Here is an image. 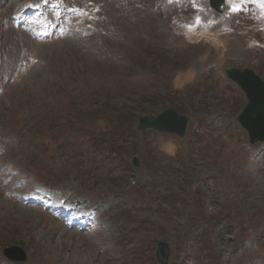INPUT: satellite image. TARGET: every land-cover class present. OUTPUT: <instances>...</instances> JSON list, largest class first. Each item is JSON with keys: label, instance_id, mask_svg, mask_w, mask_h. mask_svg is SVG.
Returning a JSON list of instances; mask_svg holds the SVG:
<instances>
[{"label": "rangeland", "instance_id": "rangeland-1", "mask_svg": "<svg viewBox=\"0 0 264 264\" xmlns=\"http://www.w3.org/2000/svg\"><path fill=\"white\" fill-rule=\"evenodd\" d=\"M231 67L264 78L257 5L0 0V264H161L160 242L168 264H264V142ZM170 107L183 138L138 130Z\"/></svg>", "mask_w": 264, "mask_h": 264}, {"label": "water", "instance_id": "water-1", "mask_svg": "<svg viewBox=\"0 0 264 264\" xmlns=\"http://www.w3.org/2000/svg\"><path fill=\"white\" fill-rule=\"evenodd\" d=\"M211 7L218 13L226 10L225 0H210ZM227 77L244 92L246 102L237 116V121L248 135L250 144L264 142V78L252 68H227ZM189 117L170 107L156 115L142 116L138 122V130H154L183 138L189 125ZM135 169L140 167V160L132 159ZM5 256L12 262L23 263L28 259L27 253L20 247L14 246L4 250ZM171 254L166 242L157 246L156 256L161 264H168Z\"/></svg>", "mask_w": 264, "mask_h": 264}, {"label": "snow or ice", "instance_id": "snow-or-ice-1", "mask_svg": "<svg viewBox=\"0 0 264 264\" xmlns=\"http://www.w3.org/2000/svg\"><path fill=\"white\" fill-rule=\"evenodd\" d=\"M169 2L171 3L172 0H169ZM225 2L229 5L230 7V11L232 13H240L241 11L244 10V6L252 4V5H257L259 6V8L262 10V12H264V0H225ZM193 6L195 7V2L193 4ZM98 11V9H97ZM196 22L199 23L200 22V17L197 16L196 17Z\"/></svg>", "mask_w": 264, "mask_h": 264}]
</instances>
